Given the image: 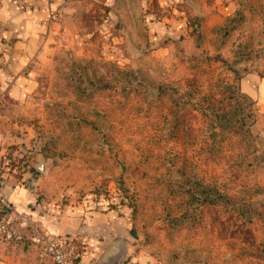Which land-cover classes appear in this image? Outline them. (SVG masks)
Returning <instances> with one entry per match:
<instances>
[{"label":"rangeland","instance_id":"obj_1","mask_svg":"<svg viewBox=\"0 0 264 264\" xmlns=\"http://www.w3.org/2000/svg\"><path fill=\"white\" fill-rule=\"evenodd\" d=\"M59 25L0 94L14 208L106 225L97 264H264V0H74Z\"/></svg>","mask_w":264,"mask_h":264},{"label":"crops","instance_id":"obj_2","mask_svg":"<svg viewBox=\"0 0 264 264\" xmlns=\"http://www.w3.org/2000/svg\"><path fill=\"white\" fill-rule=\"evenodd\" d=\"M73 2L74 0H0V94L8 89L10 95L22 96L24 87L29 84V79L22 75V70L29 64L31 56L38 52L40 40L60 26L62 18L69 17ZM262 84L260 89L264 92ZM8 197L20 210H27L33 198L23 189ZM57 218L48 221V229L55 236L68 239L74 236L85 245V252L76 264H97L119 240L115 239L106 225L95 226L85 220L82 224L83 217L60 221ZM122 226L121 224L120 228ZM118 230L119 227L116 235ZM8 246L12 244L0 242V264H28L33 257L32 248L27 244L14 245L13 250Z\"/></svg>","mask_w":264,"mask_h":264},{"label":"built area","instance_id":"obj_3","mask_svg":"<svg viewBox=\"0 0 264 264\" xmlns=\"http://www.w3.org/2000/svg\"><path fill=\"white\" fill-rule=\"evenodd\" d=\"M0 242L26 243L37 249L33 264H76L78 253L73 240L40 231L30 219L19 213L0 189Z\"/></svg>","mask_w":264,"mask_h":264},{"label":"water","instance_id":"obj_4","mask_svg":"<svg viewBox=\"0 0 264 264\" xmlns=\"http://www.w3.org/2000/svg\"><path fill=\"white\" fill-rule=\"evenodd\" d=\"M120 251H123V250H120ZM122 255L123 254L121 252H117L114 256L110 257V258H112V261H108L105 264H111V263H114L116 261H119L122 258Z\"/></svg>","mask_w":264,"mask_h":264}]
</instances>
